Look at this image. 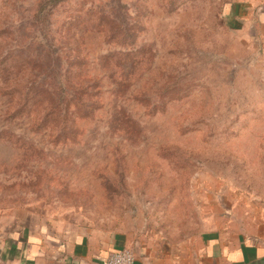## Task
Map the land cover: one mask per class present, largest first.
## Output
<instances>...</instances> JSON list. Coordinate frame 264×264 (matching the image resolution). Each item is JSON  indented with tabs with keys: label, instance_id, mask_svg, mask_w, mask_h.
<instances>
[{
	"label": "rangeland",
	"instance_id": "374dc122",
	"mask_svg": "<svg viewBox=\"0 0 264 264\" xmlns=\"http://www.w3.org/2000/svg\"><path fill=\"white\" fill-rule=\"evenodd\" d=\"M41 1L0 0V242L48 222L183 238L264 211V53L225 0ZM79 77L99 108L48 119Z\"/></svg>",
	"mask_w": 264,
	"mask_h": 264
},
{
	"label": "crops",
	"instance_id": "0c3cea01",
	"mask_svg": "<svg viewBox=\"0 0 264 264\" xmlns=\"http://www.w3.org/2000/svg\"><path fill=\"white\" fill-rule=\"evenodd\" d=\"M225 1L228 23L250 32L264 53V0ZM209 216L198 234L183 238L150 224L113 230L82 222L28 223L2 239L0 250L13 264H106L124 249L134 253L133 264H264V211L241 219L224 214L214 223Z\"/></svg>",
	"mask_w": 264,
	"mask_h": 264
},
{
	"label": "trees",
	"instance_id": "16d2710c",
	"mask_svg": "<svg viewBox=\"0 0 264 264\" xmlns=\"http://www.w3.org/2000/svg\"><path fill=\"white\" fill-rule=\"evenodd\" d=\"M62 1H64V0H44V1H41V3L39 4V13L45 10L46 5L53 8L54 6H56L58 3L62 2ZM36 31H37L38 37L41 40L40 45H42L45 49H47L49 52H51L50 56H51V58H53V61L55 63L57 61L59 62L60 57H59V55H57V52H56L55 48L53 47L52 42L50 41L49 26H37ZM117 67L121 68V70L122 69L124 70L122 64H120V63L118 64ZM117 67H116V69H117ZM113 75L116 76L115 74H113ZM56 79L57 78H55V82L57 81ZM122 79H124V80L127 79L125 74L122 75ZM98 83H99L98 80H96L92 84H87V83H84L83 77H79V79L77 81H71L70 82L69 86L71 87V90H69V95L67 96V98H66L65 92H64V100L62 97L63 91H62V94H61V92L58 94L57 90L48 91L49 102L51 103V106L49 107V110L47 112L48 119H50L51 117H54L55 119L61 120L63 123H67L71 120L72 117L75 120L90 118L93 115L94 110L99 108L100 105L98 103L93 105V106L87 105V102L83 99V96H85L88 93L91 95V92H89V88L94 89V88L98 87V85H99ZM60 85H62L61 82H60ZM66 88L68 89V86H66ZM16 90H17V88L15 89V91L10 92L9 94L13 93L15 95ZM7 91H10V90L7 89ZM58 98L60 99V103L58 102V100H59ZM61 99H62L63 106L60 105ZM65 102H66V104H65ZM40 103H42V102H40ZM73 104L78 108L77 111H75V110L71 111L70 110L72 108ZM85 106H87L88 108H86L84 110Z\"/></svg>",
	"mask_w": 264,
	"mask_h": 264
},
{
	"label": "built area",
	"instance_id": "2783aa9c",
	"mask_svg": "<svg viewBox=\"0 0 264 264\" xmlns=\"http://www.w3.org/2000/svg\"><path fill=\"white\" fill-rule=\"evenodd\" d=\"M134 253L129 249L115 251L107 258L106 264H133Z\"/></svg>",
	"mask_w": 264,
	"mask_h": 264
},
{
	"label": "clouds",
	"instance_id": "9594fccd",
	"mask_svg": "<svg viewBox=\"0 0 264 264\" xmlns=\"http://www.w3.org/2000/svg\"><path fill=\"white\" fill-rule=\"evenodd\" d=\"M209 254H211V252H210ZM262 254H264V253H262ZM232 258L235 259L236 257L234 256V257H232Z\"/></svg>",
	"mask_w": 264,
	"mask_h": 264
}]
</instances>
